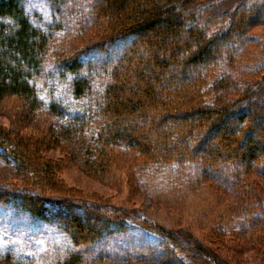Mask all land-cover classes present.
I'll use <instances>...</instances> for the list:
<instances>
[{
	"label": "trees",
	"instance_id": "16d2710c",
	"mask_svg": "<svg viewBox=\"0 0 264 264\" xmlns=\"http://www.w3.org/2000/svg\"><path fill=\"white\" fill-rule=\"evenodd\" d=\"M27 1L0 0V101L15 99L23 117L39 113L59 120L54 141L61 140L65 154L86 171H101L110 146L122 145L151 163L142 166L164 170L176 181L215 183L238 199L233 225H219L213 234L258 239L264 233V200L246 176L264 174V126L258 135L264 102L250 90L231 101L222 95L238 75L234 58L242 35L264 23V1L246 2L229 19L216 14L208 0H44L50 15L42 23L31 19ZM68 36L79 47L64 46ZM217 132L215 148L208 142ZM52 140L12 138L0 128V157L26 183L0 188L6 234L29 233L58 245L63 254L55 264H188L179 250L193 249L192 242L111 209L77 207L67 198L44 195L41 190L62 191L55 164L41 154ZM223 169L227 175H218ZM77 210L85 213V222ZM29 234H23L25 242ZM114 235L129 238L125 249L107 250ZM148 235L155 247L145 240ZM133 240L138 244L129 246ZM95 244L105 248L87 256Z\"/></svg>",
	"mask_w": 264,
	"mask_h": 264
},
{
	"label": "rangeland",
	"instance_id": "374dc122",
	"mask_svg": "<svg viewBox=\"0 0 264 264\" xmlns=\"http://www.w3.org/2000/svg\"><path fill=\"white\" fill-rule=\"evenodd\" d=\"M251 1L253 0H208L207 3L216 14L230 19L235 10ZM26 10L31 19L38 23L47 21L50 15L44 0H28ZM89 34L90 32L85 30L82 35L87 38ZM242 36V48L234 58L235 68H232L238 75L232 76L231 86L222 96L231 101L250 90L253 99H261L264 102V23L254 25ZM76 41L73 36H68L62 44L72 48L79 47V42ZM258 66L260 67L256 70ZM16 105L15 99L0 101L1 129L8 131L12 138L21 136L34 140L53 139L50 145H43L41 154L55 164V180L62 191L51 193L41 190L48 198H67L71 205L82 208L111 209L120 218L139 219L152 230L166 232L179 241L192 242L193 249L188 248V252L179 250L188 260V264H264V233L253 242L236 239L225 232L213 234L219 225L226 228L233 225L232 211L238 199L235 195L223 191L212 182L203 186H189L176 181V178L164 170L142 166L141 164L146 163L142 156L135 149L122 145L110 146L109 159L101 171H86L76 160L65 154L61 140L54 141L52 133L56 134L59 120L39 113L23 117L20 104L19 107ZM231 122V128L237 125L235 119ZM262 126L264 124L257 129L259 136L263 135ZM51 128L53 130L50 131ZM218 135V132L215 133L208 142L215 148L220 146ZM227 173V170L223 169L218 175ZM246 179L257 196L264 200V174L251 172L247 174ZM25 185L23 178L15 173L12 163L0 157V188L15 190ZM29 186L34 187L32 184ZM77 211L81 222H85V213ZM36 233L38 236L41 234ZM23 234L29 233L23 232L14 237L6 234L5 228L0 226V264H55L63 254L58 245L45 243L41 237L35 238L33 234H29L30 241L25 242ZM113 237V246L107 249L109 252L121 247L126 248L125 242L129 238L121 235ZM11 239L13 242L9 241ZM154 239L150 235L145 238L151 243L150 246L155 247ZM140 240L145 241L143 237ZM136 241L133 240V245L129 246H136ZM175 244L179 245V242L176 241ZM104 248V244L91 245L86 255L92 256ZM128 264L163 263L142 260Z\"/></svg>",
	"mask_w": 264,
	"mask_h": 264
}]
</instances>
